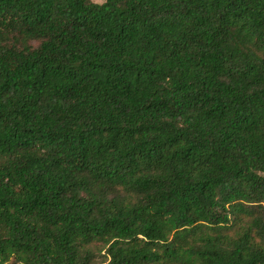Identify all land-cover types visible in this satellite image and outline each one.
<instances>
[{"label": "trees", "instance_id": "obj_1", "mask_svg": "<svg viewBox=\"0 0 264 264\" xmlns=\"http://www.w3.org/2000/svg\"><path fill=\"white\" fill-rule=\"evenodd\" d=\"M264 264V0H0V264Z\"/></svg>", "mask_w": 264, "mask_h": 264}, {"label": "rangeland", "instance_id": "obj_2", "mask_svg": "<svg viewBox=\"0 0 264 264\" xmlns=\"http://www.w3.org/2000/svg\"><path fill=\"white\" fill-rule=\"evenodd\" d=\"M105 0H92V2H94L95 4H103ZM7 264H13L12 262H9Z\"/></svg>", "mask_w": 264, "mask_h": 264}]
</instances>
